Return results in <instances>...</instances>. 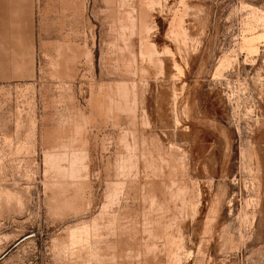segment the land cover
<instances>
[{"label": "rangeland", "instance_id": "obj_1", "mask_svg": "<svg viewBox=\"0 0 264 264\" xmlns=\"http://www.w3.org/2000/svg\"><path fill=\"white\" fill-rule=\"evenodd\" d=\"M0 264H264V0H0Z\"/></svg>", "mask_w": 264, "mask_h": 264}]
</instances>
